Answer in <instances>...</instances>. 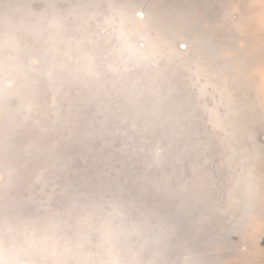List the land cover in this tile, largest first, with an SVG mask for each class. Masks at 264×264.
Segmentation results:
<instances>
[{
  "label": "rangeland",
  "instance_id": "374dc122",
  "mask_svg": "<svg viewBox=\"0 0 264 264\" xmlns=\"http://www.w3.org/2000/svg\"><path fill=\"white\" fill-rule=\"evenodd\" d=\"M143 3L0 0V264H264V0Z\"/></svg>",
  "mask_w": 264,
  "mask_h": 264
},
{
  "label": "water",
  "instance_id": "95a60500",
  "mask_svg": "<svg viewBox=\"0 0 264 264\" xmlns=\"http://www.w3.org/2000/svg\"><path fill=\"white\" fill-rule=\"evenodd\" d=\"M147 1V0H146ZM180 1V0H179ZM178 0H152V2H155L154 6L148 5L145 1V3L141 4V7H138L137 10L140 11L144 15V23H153L158 26L164 27V25L178 27L182 30H192L196 34V38L199 37L200 27L197 24H194L193 17H191V9L189 8L185 2L182 1L181 3ZM141 3V2H140ZM189 3V2H188ZM175 25V26H174ZM207 32L209 36H211V30L208 28ZM209 36L207 39L202 42L198 43L196 45L197 47L206 48L205 44L210 42ZM185 38H180L181 41H183L186 46L189 48V39L184 36ZM201 37V34H200ZM191 44V43H190ZM202 46V47H201ZM180 49V48H179ZM180 51V50H179ZM187 51V50H186ZM186 53V52H184ZM221 64V62H220ZM225 67H219V70L221 71V77L226 81L228 84L227 87H229L232 91V94L234 97H242L243 93L236 90V86L238 85V82L233 79L232 73L230 71V68L226 65ZM235 89V90H234ZM224 92V91H223ZM242 93V94H239ZM240 97V98H241ZM232 101V100H231ZM239 106L235 105V109L232 108L231 113H227L228 116H232L233 120L234 118L237 119V123L235 124L238 127H241L243 131L245 132V135L248 137L251 135V131H254L255 128L259 127V122L257 121V115H255V111H252L250 102L244 98V101H234ZM227 105L229 102L226 103ZM251 111L253 112L251 114ZM241 120H244L245 124L241 123ZM243 122V121H242ZM248 133H247V131ZM239 133V132H238ZM239 135V134H237ZM237 138L235 141V145L229 146L228 143L224 146V154L231 155L232 162L238 164V162L242 161L246 164H244L245 169H247L250 173V175L247 178H244L241 182L244 186H252L255 185V173L257 171V166L259 164V158L256 159L255 156L251 153L250 155L247 154V149H249L250 144L246 139H240ZM249 139V138H248ZM223 152V151H222ZM224 155V156H225ZM229 158V157H228ZM240 168H243L242 165H239ZM238 166V169H239ZM248 184V185H247ZM251 188V187H250Z\"/></svg>",
  "mask_w": 264,
  "mask_h": 264
},
{
  "label": "bare ground",
  "instance_id": "6f19581e",
  "mask_svg": "<svg viewBox=\"0 0 264 264\" xmlns=\"http://www.w3.org/2000/svg\"><path fill=\"white\" fill-rule=\"evenodd\" d=\"M76 2V1H75ZM153 52V51H151ZM155 52V51H154ZM206 111L209 113V115H211V117L213 116L212 110L209 107H205Z\"/></svg>",
  "mask_w": 264,
  "mask_h": 264
},
{
  "label": "trees",
  "instance_id": "16d2710c",
  "mask_svg": "<svg viewBox=\"0 0 264 264\" xmlns=\"http://www.w3.org/2000/svg\"><path fill=\"white\" fill-rule=\"evenodd\" d=\"M144 1L146 2V0H144ZM178 1H179V0H178ZM145 2H144V3H145ZM179 2L181 3L182 1H179ZM183 2H184L183 4H185V2H187V0H185V1H183Z\"/></svg>",
  "mask_w": 264,
  "mask_h": 264
}]
</instances>
